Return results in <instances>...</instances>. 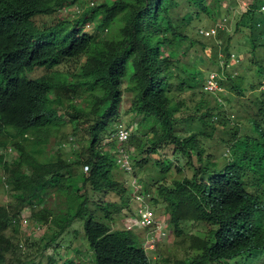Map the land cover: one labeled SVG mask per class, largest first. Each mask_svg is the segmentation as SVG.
<instances>
[{
	"label": "trees",
	"instance_id": "16d2710c",
	"mask_svg": "<svg viewBox=\"0 0 264 264\" xmlns=\"http://www.w3.org/2000/svg\"><path fill=\"white\" fill-rule=\"evenodd\" d=\"M74 1L83 3L0 0V13L20 23L26 17L49 14ZM223 1L98 0L86 11L95 21L93 31H82L80 22L68 25L62 52L24 56L23 45L17 41L7 54L0 31V148L9 144L21 150L11 162L3 161L0 153V170L12 198L8 206L0 205V264H9V256L19 251L18 243L5 236L4 230L14 225L10 216L19 217L26 203L31 206L32 220L46 229L32 244L26 240L27 247L36 245L42 251L55 248L57 240L78 223L91 252L89 264H151L152 255L141 243L142 233L112 226L115 216L129 209L131 190L115 175L117 158L111 152L116 149L115 141L101 142L106 133L112 132L111 122L118 121L126 94L130 132L124 145L134 149L135 166L151 164L160 175L150 181L138 177L140 192L149 193L155 206L163 205L160 210L168 215L176 245L180 239L193 253L179 257L158 252L154 264H255L264 260V152L262 155V145L255 143L253 134L257 122L264 121L262 101L260 106L254 103L255 111L242 120L246 123L242 128L236 124V111L228 113L221 104L197 102L194 91L200 70L198 63L191 62L188 47L194 39L185 27L209 2L218 7ZM247 7V13L235 22V30L249 31L253 46L262 37L260 43L264 45V0H251ZM255 12L262 16L252 20ZM261 22L262 27H257ZM59 56L67 60L83 58V62L70 75L58 70L46 75L49 86L29 77L34 60ZM48 87L65 108L71 142L75 136V142L84 149H75L72 157L55 152L36 161L33 154L24 157L22 144L17 141L18 137L24 139V132H11L4 125L17 129L34 125L35 113L43 115L35 111L36 102L49 92ZM217 124L226 139L242 130L248 149L256 150L241 153L229 172L205 168L222 160L221 155L209 152L216 146ZM83 129L88 134L85 145ZM29 145L33 149L35 141ZM106 147L110 149L104 150ZM143 152L146 156L140 160ZM156 153L161 157L151 158ZM248 155L261 156L259 168L248 167ZM83 165H88L87 172ZM186 165L190 177L185 174ZM172 166L176 174L168 177ZM232 187L241 189L240 198L230 193ZM190 221L201 223L204 233L184 232L183 223ZM14 264L41 261L32 256ZM44 264H82V260L48 256Z\"/></svg>",
	"mask_w": 264,
	"mask_h": 264
},
{
	"label": "clouds",
	"instance_id": "9594fccd",
	"mask_svg": "<svg viewBox=\"0 0 264 264\" xmlns=\"http://www.w3.org/2000/svg\"><path fill=\"white\" fill-rule=\"evenodd\" d=\"M93 1L95 0H83L82 4H81L82 1L81 2L74 1L71 2V5L63 6L61 9H59L60 8L59 7L55 11L49 14H37L36 16L26 17L20 23L18 22L15 23L14 22L15 19L8 20L2 13H0V31L4 34L5 37L4 42L6 44V53L7 54L10 53V51L14 48L15 43L17 41H19L23 45L24 56L36 55L46 52H62L61 46L64 45L65 32L69 29L68 25H73L76 22H80L79 26L82 31L85 32L93 31L95 21L91 20L89 18V14H87L86 12L87 9L89 10V8L94 5ZM231 9H232L231 5L220 3L218 7H214L209 2L205 6V9H203L200 15L195 19L196 20L201 19L202 16L205 15V17L209 18L211 24L206 25L204 28L199 27L193 29L191 30L190 33H188V36L194 39V43L190 44L188 48L189 51L192 52L191 55L192 58H196L198 60L199 70H200L199 71L200 75L197 76L198 88L194 90L198 94L196 99L197 102H199L200 100L206 101L207 106L212 103H215L217 104V106L221 104L220 106L226 108L223 105V102L227 98H232L237 100L244 99V92L243 89L241 88V84L243 83L245 76L243 75L237 76V71L242 63L239 60L240 53L244 55L243 61L246 68V74L250 89L252 91H255L257 89H264V63L258 61L253 48H251L250 46L249 31L241 32V31H237V29L235 30V22L238 20L240 15L246 13L247 10L241 12L240 15H238V18L234 20V17L228 14V12ZM206 11H208V13H206ZM62 14H66V15L62 16ZM45 17L47 18L53 17V18L52 20H46ZM76 18L82 20H77ZM13 22L15 23V25ZM259 24L260 23H257L256 26L262 27V22L260 25ZM13 25L14 27L12 28ZM190 26L191 24H187L185 30L187 31V29ZM240 33L248 35L249 48H245V45L242 43V35ZM213 52L215 54H213ZM60 56L56 58H39L34 60L33 65L28 74L29 77L40 83H48L49 86V78H46L45 76L46 75L50 76L51 73L56 70L61 71L60 69H58V67L70 61ZM81 59L74 58L73 60H81ZM209 63L212 65V67H208ZM36 70H42L43 73L40 76H36L34 75ZM67 79L71 80V76L67 77ZM221 81H224L225 83L222 84ZM47 90H49V92L48 93L45 92L43 96L40 97V99L36 102L37 106L35 108V111L40 110L43 113V115H37L35 113L37 121L34 125L24 127L23 129H17L12 125H4L11 132H16V131L24 132V139L22 140L21 137H18L17 141L20 144H22L24 157L26 156V154L27 155L33 154L35 156L36 161L48 158V156H52L55 153V152H49L46 148L47 143L49 141V137L57 136V134L60 131H62L65 127L68 126L67 124L68 117L67 118L63 117V116H67L65 108H62L61 105L57 102V96L55 94V91L51 87H48ZM254 97H255L254 100H252L253 103H257L260 106L262 101V108L264 109V90L260 92L259 96L255 95ZM244 112H248V110L246 108H243L241 112L240 111L236 112L238 116L236 117L237 119L235 118L236 124L241 126L242 128H244L245 127L244 125H246L245 121H242ZM2 116L3 114L0 116V119L2 118ZM124 116L126 117L127 114H125ZM231 118H234L233 115H231ZM214 119L216 118L214 117ZM127 122L128 120H123V118L119 114L118 121L111 122L112 132H110V134L109 132L106 133L105 137H107V139H110L109 141L114 140L115 144L117 145V147L115 146L116 149L115 148L111 149V152L117 158L116 164L118 168L125 172L132 171L133 173L135 171L136 173V175L133 174L134 176L133 179L135 183L138 184V187L135 190H133L132 188L133 185L131 184V178L128 179L129 181L128 185L125 183L127 186H129V188L131 186L132 193L134 194L133 195L134 201L140 203L138 209L139 212L137 211V209H135V215H136L135 222L141 221L142 212L144 211L150 210L153 215L152 223L143 225L140 222L139 223L140 229H133V230L145 231L146 233V227L149 226L148 227L149 233L152 234L158 231L157 229L168 231V229L166 228V225L167 227L170 226L168 215L161 210L160 216L162 217L157 216V213L155 212L157 208L152 207V205L153 206L155 205L151 200V195L149 193L140 192L141 183L140 181H138V177H140L139 174L140 172L143 171V169L146 166L149 165L152 167V165L147 164L143 168L139 167V165L136 166L134 165V161L132 160V155L133 154L135 155V151L133 148H132L133 150H130L124 145L127 142L130 132L129 127L127 126ZM262 122L264 123L263 120ZM262 122L261 123L257 122L253 130V134L255 136V143L260 144V146L262 145V155H263L264 124ZM216 126L219 128L218 129L219 132L214 134L216 146L211 147L209 149V152L214 154L215 156L221 155L222 160L216 166L206 165L205 168L216 167V168L225 169L227 172H229L230 165L238 159L241 153H244L245 151H247V153H256L255 149L253 150L248 149L249 143H247L245 134L242 130L236 132L234 136L230 137L229 139H226V135L224 133H220L221 132L220 125L217 124ZM122 130L125 131L127 134L126 137L123 139L120 138V132ZM71 140H72L71 135L57 140L58 147L62 148L72 143ZM30 141H35V146L33 149L31 148V145H29ZM10 147L15 150V156L11 158L9 162L14 160L21 154L20 149L8 144L7 146L3 147L2 150H0V153L3 154V161L5 160V156L8 152L7 150ZM108 149H110V147L104 148V150L106 151H108ZM130 151L131 153L133 152L132 155H130ZM158 153L156 154L159 155ZM153 155H151V158H153ZM145 156L146 153L143 152L141 156H139L140 160L143 159ZM248 157H249L248 167L252 165L251 168L253 167L259 168L256 166V163L259 164L261 156L251 157L248 155ZM124 160H127V165L123 164ZM82 169L84 172H87L88 165H83ZM184 171L185 174L187 172L191 174V170L187 165L184 168ZM186 176L188 175L186 174ZM241 181H242V177H241ZM0 184L4 186V188L7 191V196L9 197L7 203L3 205L8 206L12 198L9 195L8 183L5 181V176L2 175L1 170H0ZM229 190L231 194H233L237 198H240V194H241L240 188L232 187ZM23 207L24 208L22 209L20 215L23 213V211L26 208H28L31 217L32 210L30 204L26 203L23 205ZM8 208L9 210L11 209L10 207ZM162 208L164 207L162 206ZM158 210L160 211V209ZM15 218H17L18 220L17 222ZM10 219L13 220L14 224L16 223L19 224L20 219H21L20 223L27 224L29 220V218L26 217L25 215L19 217H17L16 215L15 216L11 215ZM162 223H164V226H162ZM20 227L13 225L12 227L9 226L6 230H4L5 236H9L10 238H13L14 242H17L19 246V251H17V254L9 256V264H14L17 261L22 262L27 257L34 256L36 258L37 253L35 254L32 253V255L23 253L25 250H28L33 245L27 247L25 243L26 240L32 244V242L29 241L28 238H25L24 243H22L20 242L19 236H17V238L15 237V234L20 233ZM125 228L132 229L130 227H125ZM166 233L168 234L169 231ZM144 239L146 240V238ZM141 243L145 249L149 250L150 253H152L153 250L155 249L153 246H150L153 248H149L145 244H143V239L141 240ZM66 254L64 255L66 256ZM16 258H18L19 260H17ZM155 259L156 257L154 258V260ZM38 260L39 259L36 258V261ZM262 264H264V260H262Z\"/></svg>",
	"mask_w": 264,
	"mask_h": 264
},
{
	"label": "rangeland",
	"instance_id": "374dc122",
	"mask_svg": "<svg viewBox=\"0 0 264 264\" xmlns=\"http://www.w3.org/2000/svg\"><path fill=\"white\" fill-rule=\"evenodd\" d=\"M94 5L98 3V0L93 1ZM251 2V0H224L222 2V4H227V5H231L232 9L228 12V14H230V16L234 17V20H236L238 18V15H240L241 12H244L245 10H248L247 6L249 5V3ZM238 3V5H237ZM222 6V5H221ZM261 11L264 14V7H261ZM247 13V12H246ZM66 14H62V16H65ZM57 16V14H56ZM262 14L255 12L254 14L252 13V20H256L259 17H261ZM201 17V16H200ZM53 17H45L46 20H52ZM211 21L209 20L208 17H205V15L202 16L201 19H194L191 22V26L187 29V32H191V30L202 27L204 28L206 25H210ZM228 24V22H227ZM242 35V43L245 45V48H249V37L247 34H243L240 33ZM233 52V51H232ZM262 46L258 45L257 50H256V56L257 58H260L262 56ZM244 55L242 53H240V57L239 60L242 62L241 65L239 66V69L237 71V76H245L243 83L241 84V88L243 89L244 92V99L242 100H237V99H232V98H227L224 102L223 105L226 107L227 112H241V110L243 108H246L248 110V112H244L243 113V120H245L246 116L250 115V112L254 111L256 108L253 101L254 100V96H259L260 92L264 89H257L255 91H252L249 87V82L247 79V74H246V68L244 65ZM193 63H198V60L196 58H191ZM83 62V58L81 60H70L62 65H60L58 67V69H60L61 71H63L66 74H71V73H75V71L78 69V67L80 66V64ZM208 67H212V65L209 63ZM43 73L42 70H36V72L34 73V75L36 76H40ZM239 81V78H238ZM128 94L124 95V101L122 103V105H120V111L119 114L120 116L123 118V120H130V115H127L126 117L124 116L125 110L128 108V104H129V100H128ZM64 118H67V116H63ZM263 123V122H262ZM264 124V123H263ZM85 127V125H84ZM83 127V128H84ZM83 133H84V142L83 144H86V139L88 138V134L86 133V131L83 129ZM71 135V129L69 127V125L67 127H65L62 131H60L57 136H50L49 137V141L47 143V150L49 152H61L66 156L72 157L73 156V151H75V149L79 148L80 151H83V149L81 148V144L75 142V136H74V141L62 148L58 147V142L57 140L66 137V136H70ZM110 139H107V137H105L102 141L101 144H105L106 142H108ZM72 144V145H71ZM117 147V145H116ZM108 148V147H106ZM130 150H133L132 148H128ZM0 150H2V148H0ZM7 154L5 156V160H11V158H13L15 156V150L13 148H8L7 150ZM114 152V150H113ZM133 152L131 153L130 151V155H132ZM144 156V155H143ZM160 156L155 154L153 155L154 159L159 158ZM256 166L259 167V164L256 163ZM176 174V169L172 166V168L170 169V172L168 173V177L169 176H174ZM188 176H190V173H186ZM116 177L121 180L122 182L126 183L128 185V179L131 178V184L133 185V190H135L138 187V184L135 183L134 181V176L132 171H123L121 169H117V171L115 172ZM140 177L146 179V180H150V178H154V180H156L160 175L159 172L158 174L156 173V171L151 167V166H146L142 172H140L139 174ZM153 180V181H154ZM131 189V186H130ZM129 189V190H130ZM133 193H132V189L130 192V196H131V202H130V206L129 209H123L121 211L120 214H117L115 216V221L112 223L113 227H121L125 226V227H130L132 229H140V222H135L136 221V215H135V209H139V204L134 201V197H133ZM101 195H97V198H101ZM104 199H111V196H106V197H102ZM9 200V197L7 196V191L4 188V186L2 184H0V205L2 204H6L7 201ZM152 205V204H151ZM162 204H159L157 206H153L154 208H157V210H155V212L157 213V216H160L161 214V210L159 211L158 209L161 208ZM163 206V205H162ZM50 207V206H48ZM139 212V211H138ZM160 212V213H159ZM159 214V215H158ZM25 215L26 217L29 218L28 223L24 224V223H20L19 224L16 223L14 225L16 226H21L20 227V233L19 234H15V237L17 238V236L20 237V242L24 243V239L28 238L29 241H33V240H38L45 232V226L42 224H38L36 223L34 220H32V218L30 217V212L29 209L26 208L23 213L20 216ZM162 226H164V223H162ZM184 232L187 233H198V234H203L204 233V229H203V225L201 223H197L194 221H190V222H185L182 225ZM169 233L167 234L166 232H168L167 230H160L157 229L158 231H156L154 234L152 233H145V231H138V234H143V244H145L147 247L149 248H155L153 250L152 254V263L154 264L155 260L154 258L158 255V252H160L163 256L166 255H174L176 254L179 257L185 256V255H192L193 253L190 250H186L185 249V244L184 242H180L178 239L177 240V245L175 243L176 239L174 237L173 232L171 231V227H167ZM83 236V231H82V226L78 223H75L73 225V227L66 233H64L61 238H59L57 240L58 242V246L57 247H51L48 248L45 251H42L40 248H38V246L33 245L31 246L28 250H25L23 253H27L29 255L36 254V258L39 259L41 261V264H44L47 260L48 256H53V257H58L59 255H64L66 254V256L68 258H73L75 261L80 258L82 260V264H89L90 258H91V252L86 248L87 245V241L84 240ZM146 238V240L144 239ZM164 238V239H162ZM74 240V241H73ZM145 240V241H144ZM88 246V245H87ZM153 246V247H150ZM67 247H70L71 249L68 250L66 249ZM89 248V247H88ZM161 264V263H160ZM255 264H262L261 262H257Z\"/></svg>",
	"mask_w": 264,
	"mask_h": 264
},
{
	"label": "built area",
	"instance_id": "2783aa9c",
	"mask_svg": "<svg viewBox=\"0 0 264 264\" xmlns=\"http://www.w3.org/2000/svg\"><path fill=\"white\" fill-rule=\"evenodd\" d=\"M126 132L125 131H121L120 132V138L123 139L126 137ZM124 165H127V160L123 161ZM153 221V215L152 212L150 210L144 211L142 212V218H141V224L145 225V224H150Z\"/></svg>",
	"mask_w": 264,
	"mask_h": 264
},
{
	"label": "bare ground",
	"instance_id": "6f19581e",
	"mask_svg": "<svg viewBox=\"0 0 264 264\" xmlns=\"http://www.w3.org/2000/svg\"><path fill=\"white\" fill-rule=\"evenodd\" d=\"M260 42H262V37L259 38L258 41L255 40V44H254V46H253V45L251 44V42H250V46H251V48H253L255 54H256V50H257L258 45L262 46V50H263V52H262V56H261L260 58H257V59H258V61H260L261 63H262V62L264 63V45H263L262 43H260Z\"/></svg>",
	"mask_w": 264,
	"mask_h": 264
}]
</instances>
